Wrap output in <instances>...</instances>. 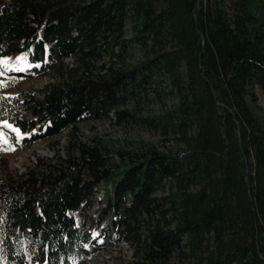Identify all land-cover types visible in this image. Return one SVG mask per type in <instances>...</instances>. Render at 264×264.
Masks as SVG:
<instances>
[{
  "label": "trees",
  "instance_id": "trees-1",
  "mask_svg": "<svg viewBox=\"0 0 264 264\" xmlns=\"http://www.w3.org/2000/svg\"><path fill=\"white\" fill-rule=\"evenodd\" d=\"M23 52L53 78L41 99L0 97V129L30 135L25 145L70 136L55 163L0 175V264H69L80 245L104 247L70 213L86 215L103 183L99 234L127 244L132 264H264V119L249 104L264 94V0H3L0 62ZM149 99L161 112L137 116ZM113 110L176 151L119 152L108 170L76 135Z\"/></svg>",
  "mask_w": 264,
  "mask_h": 264
},
{
  "label": "rangeland",
  "instance_id": "rangeland-1",
  "mask_svg": "<svg viewBox=\"0 0 264 264\" xmlns=\"http://www.w3.org/2000/svg\"><path fill=\"white\" fill-rule=\"evenodd\" d=\"M131 36L132 22L129 21L127 37ZM143 56L144 53L138 45H133L130 48L129 62L136 63ZM72 62V60H68V64H72ZM33 68V62L26 52L2 59L0 62V97L14 98L27 95L41 99L42 90L52 81V73H35ZM164 86L170 90L166 83ZM256 93L259 97L258 105H255L251 100L249 104L255 115L263 120L264 94L260 88L256 89ZM166 103L168 108L174 105L172 94L167 96ZM134 106L135 104L131 102L127 107L133 111ZM137 109L136 115L144 117L148 111H152L153 115H158L162 106L156 100L149 99L141 101ZM5 125L0 129V175L2 176L24 174L40 159L54 160L55 163L57 158L64 156L66 152L70 129L55 138L25 145L20 141L29 136L22 134L12 125ZM78 128L76 136L83 142L98 145L106 156V167L111 171H116L117 167L122 165L121 158L118 156L119 152L138 151L147 146H155L163 152H175L177 149L176 145L169 142V139L161 135L157 129L137 124L131 118H119L116 110L110 111L108 115L102 114L99 118L88 116L79 123ZM106 189L113 190V187L111 184L106 186L103 183L99 196L92 201L86 215L79 212L73 213L77 222L84 223V230L90 232L95 240L100 239L99 242L103 243L104 247L96 249L80 245L79 249L82 252L75 256L69 264H132L133 262L132 252L127 244L107 243L102 232L98 237V231H101L104 225V217H102L104 216V206L99 203L100 197H104ZM166 264L190 263L174 258Z\"/></svg>",
  "mask_w": 264,
  "mask_h": 264
},
{
  "label": "built area",
  "instance_id": "built-area-1",
  "mask_svg": "<svg viewBox=\"0 0 264 264\" xmlns=\"http://www.w3.org/2000/svg\"><path fill=\"white\" fill-rule=\"evenodd\" d=\"M104 193H105V190H104ZM105 195V194H104Z\"/></svg>",
  "mask_w": 264,
  "mask_h": 264
}]
</instances>
